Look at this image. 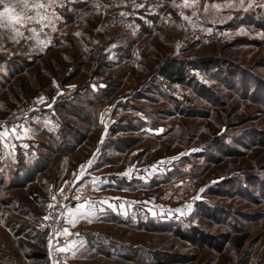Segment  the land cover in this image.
<instances>
[{
  "label": "rangeland",
  "instance_id": "obj_1",
  "mask_svg": "<svg viewBox=\"0 0 264 264\" xmlns=\"http://www.w3.org/2000/svg\"><path fill=\"white\" fill-rule=\"evenodd\" d=\"M0 132V264H51L71 186L60 264H264V0H0Z\"/></svg>",
  "mask_w": 264,
  "mask_h": 264
},
{
  "label": "crops",
  "instance_id": "obj_2",
  "mask_svg": "<svg viewBox=\"0 0 264 264\" xmlns=\"http://www.w3.org/2000/svg\"><path fill=\"white\" fill-rule=\"evenodd\" d=\"M34 132H0V184L9 187L22 172L12 171L18 163L27 162L34 153L29 150V142ZM32 159V158H31ZM37 158H33V161ZM32 162V163H34ZM72 243V242H69Z\"/></svg>",
  "mask_w": 264,
  "mask_h": 264
},
{
  "label": "built area",
  "instance_id": "obj_3",
  "mask_svg": "<svg viewBox=\"0 0 264 264\" xmlns=\"http://www.w3.org/2000/svg\"><path fill=\"white\" fill-rule=\"evenodd\" d=\"M80 187H68L60 196L57 201H53L49 204L47 210V228L49 247L51 250V264H60L61 253L59 250V237L60 228L63 219V215L67 209L72 205L77 204L79 201L85 199V195Z\"/></svg>",
  "mask_w": 264,
  "mask_h": 264
},
{
  "label": "trees",
  "instance_id": "obj_4",
  "mask_svg": "<svg viewBox=\"0 0 264 264\" xmlns=\"http://www.w3.org/2000/svg\"><path fill=\"white\" fill-rule=\"evenodd\" d=\"M159 76L164 79L166 82H168L169 84H182L184 82L187 81L188 79V74H187V70L184 66H181L179 64H176L174 62H170L165 64L160 72H159ZM63 134H65L64 140H68V137H66V132H64ZM39 160H35L34 164L31 165V171L35 170V168H37V163ZM39 170H36V173ZM3 185V184H2ZM1 187V184H0ZM2 189H4L3 187H1ZM5 189L6 186H5ZM176 236L183 242H187L193 245H198V244H202L203 246L205 245H210V243L207 241L208 237L204 234H202L200 231L198 230H191L189 232H182V231H176ZM33 259L35 260H40L41 258H43L42 254H35L33 256H31Z\"/></svg>",
  "mask_w": 264,
  "mask_h": 264
}]
</instances>
